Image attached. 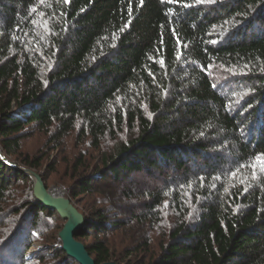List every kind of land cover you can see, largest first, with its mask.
<instances>
[{
	"label": "trees",
	"instance_id": "obj_1",
	"mask_svg": "<svg viewBox=\"0 0 264 264\" xmlns=\"http://www.w3.org/2000/svg\"><path fill=\"white\" fill-rule=\"evenodd\" d=\"M78 126L77 141L104 153L99 169L70 162L72 202L110 175L162 179L143 194L141 241L124 257L106 234L129 222L77 206L75 239L96 264H264V0H0L1 155L45 181L57 161L41 173L47 155L23 154L27 129L59 151ZM16 181L33 191L0 159V208ZM22 208L34 227L0 243V264L12 252L5 264L25 263L38 214L59 215L35 195ZM59 241L53 260L79 264Z\"/></svg>",
	"mask_w": 264,
	"mask_h": 264
},
{
	"label": "rangeland",
	"instance_id": "obj_2",
	"mask_svg": "<svg viewBox=\"0 0 264 264\" xmlns=\"http://www.w3.org/2000/svg\"><path fill=\"white\" fill-rule=\"evenodd\" d=\"M27 130L28 136H26V140L23 143V154H31V156L34 157L43 152L47 155L43 162L44 166L40 169V172L44 173L49 163L53 165V163L57 161V171L45 174V181L48 184L49 189L54 187L65 189L67 190V197L72 196L69 190L70 187L72 190L74 189V191H78V188L73 186L76 178L67 170V168L70 162H75L79 156L85 158L87 162H90L93 168L95 167L96 169H99L102 167L99 164L102 161L101 156L104 151L100 153L98 150L93 149L92 141H90V139L87 140L85 138L83 142L77 141L78 139L76 136L79 126L77 127V130L69 136V139L65 141V145L60 148L59 151L54 148L56 147V143L50 141L51 133L40 131L38 127L33 129L28 128ZM112 144L113 142L108 140L107 143L103 144V150ZM88 173L93 174L91 170H89ZM161 183L162 179L159 175L153 174L149 176L144 173H136L129 179L125 178L119 181H116L115 178L110 175L105 181L94 184V188L102 190L101 194L96 192L91 195H82L74 199V202L81 212L86 213V215L91 216L97 210H102L107 213L109 212V222L114 219L129 222L128 226H130V228L125 227L126 229H124L121 227L112 232L109 230L106 234V237L111 241V245L114 248H117L120 255L124 257L127 254L122 250L126 246H132L133 243L130 237L138 238L139 240L141 239V231H139L140 228L138 227L139 223L135 221L134 214L137 213L139 215L143 210V206L141 205L144 201L143 194H145L148 189L151 190L153 187H157ZM31 188H33V186H30L28 182L16 181V183L13 184L10 191L9 204L0 208V243L8 239L10 235L16 234L21 228L25 227V223H28V227L33 226L32 219H28L29 215L26 209L22 208L20 214H17L14 211L15 208L21 207V205L27 201H32L34 195L33 191H30ZM162 216L165 222L163 221L160 225H163L164 223L168 224L170 221V212L165 210ZM37 219L38 221L36 222L38 223V227L35 229L37 233L34 237L31 236L30 238L33 240V243L29 246L28 250L25 251L26 262L23 264H36L38 261H33V255L37 257L38 260L43 256L45 260L42 264H57V261L52 258L53 255L47 253V249L61 245L59 241L60 239L58 238V232L63 227L64 220L61 219L58 214L54 215L42 212L38 214ZM160 225L155 227V229H152L150 233V236L153 237L155 241L159 238ZM124 230L129 231L127 235H123ZM130 230L134 233H131ZM30 231L31 229L27 232V237ZM93 241L94 240L92 239L88 241L87 244H91ZM19 243L22 245V240L19 241ZM21 247L25 246H19L18 249ZM23 251L24 250L22 249L21 254L24 253ZM4 259L7 261L8 256H5ZM11 260H13V252L8 261ZM5 261L1 262V264H5ZM18 262L21 264L19 259Z\"/></svg>",
	"mask_w": 264,
	"mask_h": 264
},
{
	"label": "water",
	"instance_id": "obj_3",
	"mask_svg": "<svg viewBox=\"0 0 264 264\" xmlns=\"http://www.w3.org/2000/svg\"><path fill=\"white\" fill-rule=\"evenodd\" d=\"M0 159L6 164L19 169L23 173L29 175L34 182V195L38 201H40L45 207L52 211H58L59 215L66 224L62 231L58 234V238L62 242L63 250L69 255L70 258H74L79 264H96L94 258L86 250V247L75 239V236L85 226V220L82 213L79 211L75 203L66 196L67 190L60 187H54L47 189L45 181L38 172L19 167L15 163H12L5 156L1 155ZM62 192V196L56 195ZM104 264H118L115 261L104 262Z\"/></svg>",
	"mask_w": 264,
	"mask_h": 264
},
{
	"label": "bare ground",
	"instance_id": "obj_4",
	"mask_svg": "<svg viewBox=\"0 0 264 264\" xmlns=\"http://www.w3.org/2000/svg\"><path fill=\"white\" fill-rule=\"evenodd\" d=\"M56 195L62 196V192H60V193L58 192Z\"/></svg>",
	"mask_w": 264,
	"mask_h": 264
},
{
	"label": "snow or ice",
	"instance_id": "obj_5",
	"mask_svg": "<svg viewBox=\"0 0 264 264\" xmlns=\"http://www.w3.org/2000/svg\"><path fill=\"white\" fill-rule=\"evenodd\" d=\"M65 2H67V0H65Z\"/></svg>",
	"mask_w": 264,
	"mask_h": 264
}]
</instances>
